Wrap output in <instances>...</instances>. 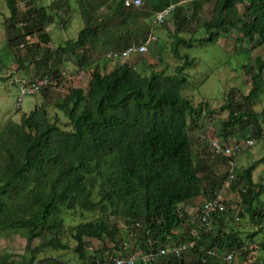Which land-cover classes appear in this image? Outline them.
I'll return each mask as SVG.
<instances>
[{"label": "trees", "instance_id": "1", "mask_svg": "<svg viewBox=\"0 0 264 264\" xmlns=\"http://www.w3.org/2000/svg\"><path fill=\"white\" fill-rule=\"evenodd\" d=\"M180 1L175 2L173 13L178 34L175 33L172 50L184 62L175 73L160 69L148 73L144 63H127L142 54L105 72L97 65L90 73L87 88L72 87L61 101L53 104L67 118L69 129L51 119L47 99L24 114L20 122L8 120L0 128V234L10 229L26 231L24 264H61L51 256L37 260L35 253L46 248L69 249L58 233L65 224L64 215L99 209L122 217L128 227L136 229L143 252L196 240V245L181 256L160 255L154 264H224L225 253L247 255V238L223 225L227 211L214 216L209 228L187 225L190 214L185 206L219 193L221 181L213 174H202L206 168L195 156L190 116L197 114L204 103L196 107L184 94L189 82L185 70L195 62L178 51L180 44L193 46L194 37L185 40L179 34L191 19H199L206 0H190L187 7ZM213 1L211 18L199 25L207 32L202 41L216 42L221 34L239 30L245 39L264 44V0ZM19 2L25 3L23 10ZM66 3L69 5V0H57L53 5L62 8ZM7 7L8 29L14 30L22 23L27 35H37L40 40L50 37L45 30L56 18L49 6L38 4L37 0H7ZM121 8L127 12H120ZM132 8L126 7L123 0L116 2L120 14L130 15ZM101 31L99 25L86 24L76 39L48 49L45 58L35 61L36 66L47 65L53 55L70 54L78 67L85 68L94 61L87 50ZM18 38L14 36L9 45ZM16 60L22 66L19 55ZM255 61L248 95L241 101L229 93L228 103L223 106L229 111L222 128L224 139L248 129L251 132L245 138H261L260 142H264L260 120L264 109L260 113L249 108L264 89V58L258 55ZM49 74L50 71L41 77H50ZM62 75L55 74L56 83ZM41 90L47 93V85ZM220 157L228 165V159ZM258 163L244 169L237 167L236 178L229 187L238 186L235 190L246 211L252 220L259 218V223L264 213L251 209L264 189L263 183L253 178ZM228 172L229 166L226 179ZM108 214L70 227L76 242L73 250L81 264L96 260L93 257L89 262L87 239L115 242L118 229ZM238 218L240 221V215ZM48 234L50 238L33 246L36 239ZM261 245L264 249V240ZM209 250L217 255L209 254ZM0 264L11 261L2 258Z\"/></svg>", "mask_w": 264, "mask_h": 264}, {"label": "rangeland", "instance_id": "2", "mask_svg": "<svg viewBox=\"0 0 264 264\" xmlns=\"http://www.w3.org/2000/svg\"><path fill=\"white\" fill-rule=\"evenodd\" d=\"M57 0H37L38 4L49 6L50 11L55 15L56 22L49 27L51 39L40 40L37 35H27L22 23L13 29H8L6 23L10 16L7 7V0H0V128L8 120L20 122L24 114H29L36 105L43 100H49V112L52 120L60 121L65 128H70L66 124L67 118L63 113L57 111L54 103L61 101L72 87L87 88L90 73L97 65L102 71L119 65L122 60H108L107 53L122 48L123 43L140 44L150 30H153L157 37L147 53L136 55L129 59L127 63L140 65L144 63L147 72L160 69L165 73H175L176 67L184 62L173 52L175 33L177 32L174 17L171 15L166 24L156 25L154 18L157 10L164 7L168 0H145L140 7H133L130 15L120 14L116 10L117 0H69L62 8H57L53 2ZM170 1V0H169ZM177 1V0H175ZM190 0H181L187 6ZM214 1H204L203 9L199 19H191L189 24L180 32L179 36L185 40L192 41L193 46L187 47L180 44L178 51L183 56L187 54L194 60V65L186 68L185 72L189 82L184 89V94L189 97L194 106H199L200 111L190 116L191 136L194 139V152L198 159L205 166L202 174H213L221 181L219 191L225 198L227 212L223 216V225L226 229L237 230L241 237L247 238V255L235 254L236 264H264V249L261 242L264 240V218L261 222L251 219V213L246 211L239 192L235 190L238 186L229 187L226 179L228 165L226 161L212 151L211 143L214 139H219L222 143L232 144L243 140L250 134L248 131H236L235 134L224 139L222 128L224 121L229 116V111L223 106L228 103L227 96L232 94L235 100H241L248 95L251 90V75L256 65L255 58L260 55L264 58V44L256 45V41L245 39L239 30H232L231 33L221 34L218 41H202L207 36L205 28L200 27L204 20H209L213 14ZM20 8H25L24 2H19ZM122 9V8H121ZM240 11L243 9L239 7ZM120 12H127L125 8ZM186 14V13H185ZM99 25L102 28L101 35L91 42V48L87 54L92 61L85 68L76 65L70 54H61L60 57L53 55L47 65L39 61L48 49H56L69 39H76L79 31L86 25ZM178 34V33H176ZM18 35V39L9 45V41ZM24 44V46H21ZM22 60L19 66L16 56ZM49 74L50 83L47 84V93L41 90L33 95H26L18 105L21 84L17 79L26 74V78L33 80L43 74ZM18 73V74H17ZM63 74L60 81H56L55 74ZM47 94V97L44 95ZM253 111L260 112L264 109V89L258 99H255L249 106ZM59 118V119H58ZM260 120L264 127V116ZM256 162V170L253 177L264 186V142L257 143L254 147L243 153L238 160V167L244 169ZM210 175V176H211ZM222 188V189H221ZM207 199V198H206ZM205 199V200H206ZM202 200V205L205 201ZM202 207V206H201ZM201 207L198 209L200 210ZM257 214L264 213V189L258 200L251 208ZM189 215L188 226L200 228L197 212ZM240 211V214H239ZM243 213V214H242ZM108 214L99 209L96 211L84 210L75 215H64L65 224L62 230L58 231L64 242L69 244L67 250L46 248L35 253L37 260L51 256L56 258L61 264H81L78 255L73 248L76 244L72 237L70 227L101 215ZM111 222L117 226L118 232L115 242L110 239L100 241L97 239H87V247L91 256L96 260L108 258L112 255L131 253L140 254L142 251L139 242L140 233L128 227L122 217L108 214ZM241 217L238 221L237 217ZM253 223V226L250 224ZM186 226V227H188ZM184 227L183 230L187 229ZM26 231L6 230L0 234V259L6 258L11 264H24L27 260L26 254ZM36 239L33 246L41 241L50 238ZM95 260V261H96ZM63 263H62V262Z\"/></svg>", "mask_w": 264, "mask_h": 264}, {"label": "built area", "instance_id": "3", "mask_svg": "<svg viewBox=\"0 0 264 264\" xmlns=\"http://www.w3.org/2000/svg\"><path fill=\"white\" fill-rule=\"evenodd\" d=\"M126 7H140L144 4L145 0H123ZM177 7L176 3H172L169 6L159 10L155 14L154 23L163 24L168 18L173 15ZM157 42V37L154 35L153 31L148 35L145 42L137 45L132 44L121 51H111L108 53V58L110 60H127L135 54H145L148 52L149 48ZM21 46H24L22 44ZM17 81L21 84L20 96L18 98V105L22 102L26 95H33L39 92L44 86L50 83L49 77H38L36 79L30 80L27 78L19 77ZM56 82V81H55ZM264 138V133L262 135ZM261 138L247 137L243 140L236 141L232 144L222 143L219 139L212 140L211 147L212 151L218 155L223 156L228 159V178L227 182L230 183L236 178V169L238 167V160L240 156L247 150L254 147L259 143ZM227 211V206L225 204V198L222 196L221 192L216 193L210 199L204 201L198 216L200 225L203 227H210L211 220L214 216L223 214ZM237 220L239 218L237 217ZM196 234V233H195ZM196 245V240L192 239L184 242L180 245H172L167 247H162L157 251H146L140 254L131 253L128 255L116 254L109 258H104L101 260H96L95 263L91 264H137L141 262L142 264H154L156 258L160 255H165L168 253H173L175 255L181 256L184 252L189 251ZM209 254L217 255L214 250H209ZM224 264H236L235 253H225L222 256Z\"/></svg>", "mask_w": 264, "mask_h": 264}, {"label": "crops", "instance_id": "4", "mask_svg": "<svg viewBox=\"0 0 264 264\" xmlns=\"http://www.w3.org/2000/svg\"><path fill=\"white\" fill-rule=\"evenodd\" d=\"M176 1L175 0H171L170 1V4H172V3H175ZM166 6H168V3L164 6V7H166ZM164 7H162V8H164ZM162 8H160L159 10H161ZM159 10H157V11H159ZM50 27H48V28H46V30H45V32L47 33V34H49V38L47 39V40H49V39H51V37H52V35H51V32H50ZM127 45V43H124L122 46H126ZM18 74V73H17ZM20 74V77L21 78H26V74H24V75H21V73H19ZM28 79V78H27ZM254 178V177H253ZM255 180V179H254ZM256 181V180H255ZM256 182H258V181H256ZM202 206V199H197L196 201H194L192 204H189V205H187V206H185V210L189 213V214H192L195 210L197 211L200 207Z\"/></svg>", "mask_w": 264, "mask_h": 264}]
</instances>
